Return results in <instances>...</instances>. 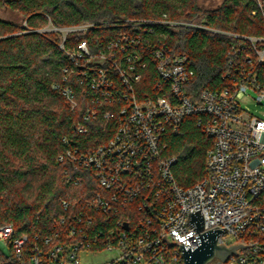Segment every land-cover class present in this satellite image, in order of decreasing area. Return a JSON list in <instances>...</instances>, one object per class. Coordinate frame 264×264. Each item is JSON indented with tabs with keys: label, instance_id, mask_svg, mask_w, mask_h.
Wrapping results in <instances>:
<instances>
[{
	"label": "built area",
	"instance_id": "built-area-1",
	"mask_svg": "<svg viewBox=\"0 0 264 264\" xmlns=\"http://www.w3.org/2000/svg\"><path fill=\"white\" fill-rule=\"evenodd\" d=\"M257 1L264 15V0ZM154 25L213 31L164 20H123L114 37L97 40L94 47L84 40L67 51L69 35L94 25L55 28L62 36L59 48L73 63L64 70V81L75 77L90 95L83 121L103 107L114 134L90 153L68 152L75 167L93 171L98 189L88 186L91 194L81 202L61 200L66 215L55 220V232L15 237L13 225L0 227V254L9 264H85L104 253L109 256L100 264H185L180 247L196 249V237L216 227L227 229L218 245L252 246L239 248L222 264H264V120L248 114L238 98L251 90L264 106V82L246 56L229 87L192 98L189 56L155 42ZM230 36L250 42L257 63H264V47L257 48L264 39ZM245 49L234 48L229 57ZM153 76L154 83L145 82ZM63 95L76 109L72 87ZM193 115L214 143L206 177L183 188L175 179L177 159L168 155L167 136ZM86 131L79 124V132ZM132 205L137 213L147 212L135 225L124 216L107 222L109 216L130 213Z\"/></svg>",
	"mask_w": 264,
	"mask_h": 264
},
{
	"label": "trees",
	"instance_id": "trees-1",
	"mask_svg": "<svg viewBox=\"0 0 264 264\" xmlns=\"http://www.w3.org/2000/svg\"><path fill=\"white\" fill-rule=\"evenodd\" d=\"M257 2L223 0L209 9L200 7L199 0H0V6L23 18L21 24L0 19V227L13 225L15 237L55 232V220L66 215L61 200L81 202L90 190L98 189L93 171L75 167L68 152L90 153L114 134L103 107L95 118L83 121L91 107L90 95L75 77L64 81V70L73 63L59 48L62 36L42 30L94 25L69 35L67 51L84 40L94 47L97 40L114 37L123 20H164L213 30L153 26L155 42H163L176 55L189 56L194 75L187 89L198 98L204 90L229 87L246 56L256 66L257 79L264 82V63H257L252 44L230 36L264 39V15ZM243 45L241 54L229 57ZM263 47L264 43L257 44L258 49ZM145 82L152 84L155 77ZM69 86L78 102L74 110L63 95ZM199 122L198 116L187 117L167 136L168 155L177 159L175 179L183 188L195 186L207 175L214 140ZM79 124L86 126L85 133L79 132ZM134 208L107 217V222L116 223L124 216L135 225L139 214L147 212ZM9 263L0 254V264Z\"/></svg>",
	"mask_w": 264,
	"mask_h": 264
},
{
	"label": "water",
	"instance_id": "water-1",
	"mask_svg": "<svg viewBox=\"0 0 264 264\" xmlns=\"http://www.w3.org/2000/svg\"><path fill=\"white\" fill-rule=\"evenodd\" d=\"M226 232V228L216 227L203 234H199V236L196 237L198 242V247L196 249L183 244L180 250L182 251L185 264H211L214 260H217V262L213 264H222L232 255L236 254L239 248L252 247L243 245L226 247L224 245H218L217 239L219 235Z\"/></svg>",
	"mask_w": 264,
	"mask_h": 264
},
{
	"label": "rangeland",
	"instance_id": "rangeland-1",
	"mask_svg": "<svg viewBox=\"0 0 264 264\" xmlns=\"http://www.w3.org/2000/svg\"><path fill=\"white\" fill-rule=\"evenodd\" d=\"M223 0H199V5L202 8H216L222 4ZM0 19L21 24L23 22L22 16L12 12L11 10L0 6ZM25 26V25H24ZM41 32L53 33L56 32L53 26H47ZM257 94L251 90L247 93L239 94L238 98L242 103V107L248 112V114L259 117L264 120V106L258 105L256 102ZM109 255L101 254L96 257L88 259L85 264H100L104 262Z\"/></svg>",
	"mask_w": 264,
	"mask_h": 264
}]
</instances>
